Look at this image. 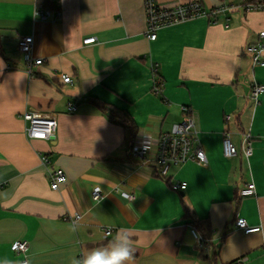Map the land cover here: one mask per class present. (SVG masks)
Here are the masks:
<instances>
[{"label": "crops", "instance_id": "1", "mask_svg": "<svg viewBox=\"0 0 264 264\" xmlns=\"http://www.w3.org/2000/svg\"><path fill=\"white\" fill-rule=\"evenodd\" d=\"M40 1L60 15L42 20ZM201 1L214 8L247 0ZM262 30L264 11L238 7L217 21L164 27L151 40L145 0H0V260L21 264L25 255L12 244L27 240L29 264H70L127 229L134 245L127 264H206L203 253L217 254L218 264H264V96L257 104L250 98L252 83H264V66L254 67L247 51ZM28 35L34 59L43 60L33 73L18 47ZM88 37L97 41L85 44ZM154 66L161 93L154 90ZM183 106L192 110L208 164L173 166L165 179L154 163L133 157L131 145L169 132L184 120ZM28 110L57 118L52 139L28 137L22 116ZM226 133L239 149L234 157L224 155ZM244 133L252 135L249 158ZM52 169L68 177L57 190ZM252 180L256 195L241 198ZM176 182L187 189L175 191ZM188 211L211 221L214 235L204 252ZM239 218L260 230L245 232Z\"/></svg>", "mask_w": 264, "mask_h": 264}, {"label": "built area", "instance_id": "2", "mask_svg": "<svg viewBox=\"0 0 264 264\" xmlns=\"http://www.w3.org/2000/svg\"><path fill=\"white\" fill-rule=\"evenodd\" d=\"M238 7H242L248 12L254 10L264 11V0H247L239 6L227 4L223 1L222 4L214 8H206L201 0L175 4L173 6H162L157 0H145L146 34L151 40H156L158 31L164 27L201 17L212 18V20L217 21V17L225 15ZM53 14L60 15V12L40 7L36 11V15L42 20L49 19ZM226 27H228V24H226ZM96 41V37H88L84 40V43L91 44ZM33 46V35L24 36L18 42L19 50L24 55L27 70L30 73H33V65L43 63L42 59H34L32 55ZM247 51L251 55L254 67L264 66V30L259 32L258 39L247 47ZM152 72L154 76V90L156 93H161L164 82L159 76L158 67H152ZM63 79L65 82H72V78L69 75H63ZM261 96H264V83H252L250 98L257 104ZM75 109L76 106L74 104L69 106L70 111ZM182 109L184 112V120L182 122L174 124L169 132L161 133L156 139L143 138L137 140L133 143L130 150L133 157L154 163L156 165V173L165 179L169 178L173 166L182 165L188 161H195L201 165L208 164V158L201 146L192 110L188 106H183ZM22 116L28 122L26 132L31 139L50 140L57 132L58 120L54 116L31 110L25 111ZM243 149L247 158L252 156V135L250 133L243 134ZM223 151L226 157H234L239 152L238 147L233 143L228 133L224 136ZM42 161L45 165L50 164V160L46 154H42ZM49 175L54 190L59 189L61 185L68 181V177L62 169H52L49 171ZM187 187V182H176L173 183L172 188L175 191L183 192ZM92 195L94 200L99 201L102 198L101 188L96 186ZM123 195L129 199L135 198L134 194L131 193L123 192ZM239 195L241 198L255 196V182L253 180L249 181L240 189ZM236 225L247 233L260 230V227L250 228L244 218H239ZM111 231V229H106V235L111 234ZM197 238L201 243V238L198 235ZM12 249L25 255L21 264H29V259L26 255L29 250V241L18 240L12 244ZM241 261L243 259L238 260L237 263Z\"/></svg>", "mask_w": 264, "mask_h": 264}, {"label": "clouds", "instance_id": "3", "mask_svg": "<svg viewBox=\"0 0 264 264\" xmlns=\"http://www.w3.org/2000/svg\"><path fill=\"white\" fill-rule=\"evenodd\" d=\"M77 226L73 225L72 231L76 232ZM134 256V245L127 229H119L107 247L93 249L72 257L70 264H127ZM0 264H10L7 259L0 260Z\"/></svg>", "mask_w": 264, "mask_h": 264}, {"label": "trees", "instance_id": "4", "mask_svg": "<svg viewBox=\"0 0 264 264\" xmlns=\"http://www.w3.org/2000/svg\"><path fill=\"white\" fill-rule=\"evenodd\" d=\"M38 6L39 7H45V5L41 3V1H40V3H39ZM51 9H55V8L52 6ZM3 56H4V49H3L2 40H1V37H0V58L3 57ZM112 116H113V114H111V118H112L113 121L118 122V123H121L119 121H116V119L113 118ZM133 127L135 128V126H133ZM132 138L133 139L136 138L135 132H134ZM133 143H132V145H133ZM132 145H131V147H132ZM171 186L173 187V183H171ZM188 216L190 218L189 224L194 228V230L197 233V235L201 238V241H202L201 250H202V252H204L203 250H205L206 247L209 244H211V241H212L213 235H214V229L212 227L211 221H210L209 218H197L194 215L190 214L189 211H188ZM203 256H204V258L206 260V264H218L216 262L217 254L214 255V258H212V257L211 258H208V256L205 253H203ZM235 263L236 262H234L232 264H235Z\"/></svg>", "mask_w": 264, "mask_h": 264}]
</instances>
